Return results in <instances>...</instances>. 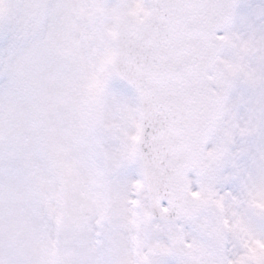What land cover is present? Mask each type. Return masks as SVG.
Instances as JSON below:
<instances>
[{
	"label": "rangeland",
	"instance_id": "obj_1",
	"mask_svg": "<svg viewBox=\"0 0 264 264\" xmlns=\"http://www.w3.org/2000/svg\"><path fill=\"white\" fill-rule=\"evenodd\" d=\"M17 4L28 7L31 12L26 29L0 27V91L14 84L11 69L4 62L6 49H16L18 55L31 50L35 60L44 54L40 42L45 36L67 35L76 64L78 124L75 134L86 131L111 134L115 128L116 135L132 157L106 177L100 173L90 177L78 166L76 169H64L63 185L54 191L50 202L48 225L39 233H27L34 250L29 264H119L129 251L140 259L148 252L144 243L146 237L167 241V236L152 232L142 200L135 206V226H129L125 206L117 202L112 207L105 181L108 180L114 194H125L131 182L139 178V166L134 163L135 153L127 147L132 143L129 137L136 134L137 129L122 107L124 104L135 106L137 96L115 77L112 68L114 31L119 17L125 13L131 24L140 20L148 12L147 2L126 0L125 7L120 8L116 0H0V17L14 11ZM69 7L74 11L69 12ZM222 33L227 45L221 61L230 73L231 85L221 118L227 120L224 113L232 112L236 125L235 134H231L228 140V148H218L214 132L208 139L207 147H215V152L212 156H205V163L211 170L206 180L219 192L230 191L240 197L244 191L243 181L249 176L257 178L260 175V154L264 152V129L254 133L259 104L254 105L247 99L253 88L258 91L255 77L258 75L261 37H264V0H239L229 27ZM246 74L250 78L246 79ZM245 88L248 93L243 92ZM245 110L252 116L250 121L246 116L239 119V113L244 114ZM91 146L98 150L95 142ZM109 146L115 148L118 142L112 141ZM189 177L195 182L193 172ZM197 198L209 203L202 216L214 225L217 241L223 243L224 234L228 231L223 223L225 216L233 218L231 213L236 212L245 214L256 238L264 243V220L259 218L261 208L256 206L264 204V201L258 199L253 204L250 198L241 197L243 202L239 204L225 201L220 207L214 203L217 197L210 192L206 191ZM93 203L103 208L109 217L101 224L96 223L99 215L88 211ZM69 218L76 224L71 230L65 227ZM184 227L191 233L195 226L185 224ZM228 239L230 248L234 241L231 235ZM262 259L264 248L256 246L245 264H260ZM0 264H14L13 256L0 249ZM159 264H178V257H160Z\"/></svg>",
	"mask_w": 264,
	"mask_h": 264
},
{
	"label": "snow or ice",
	"instance_id": "obj_2",
	"mask_svg": "<svg viewBox=\"0 0 264 264\" xmlns=\"http://www.w3.org/2000/svg\"><path fill=\"white\" fill-rule=\"evenodd\" d=\"M217 6L214 0H155L158 9L183 8L194 13L192 25L176 34L166 32L155 43L148 38L151 29L124 37L129 46L121 75L135 87L137 103L122 107L137 129L127 147L135 153L139 178L131 182L125 194H114L108 180L105 185L112 207L117 202L125 206L129 226H135V206L142 200L150 210L152 232L166 235L167 241L146 237L148 252L136 259V254L129 251L119 264H159V258L165 256L178 257V264H245L256 246L264 248L243 213L232 212L233 218L225 216L223 223L228 231L223 243L217 241L214 225L200 213L201 202L193 199L207 191L217 197L214 203L220 207L225 201L239 204L243 202L241 197L250 198L253 204L258 199L264 201V152L260 154V175L243 181L240 197L230 191L219 192L205 179L211 173L205 156L215 152V147H207V130L215 116L216 100L194 81L201 70L198 44L201 38L211 40L215 27L211 13ZM215 39L223 40V33L216 31ZM135 41L147 42L151 55H137L131 47ZM262 129L264 117L257 122L254 133ZM190 172L195 173V182ZM256 206L261 208L259 218L264 220V204ZM88 211L99 215L97 224L109 218L95 203ZM185 224L195 226L191 233L185 230ZM229 235L234 241L230 248Z\"/></svg>",
	"mask_w": 264,
	"mask_h": 264
},
{
	"label": "clouds",
	"instance_id": "obj_3",
	"mask_svg": "<svg viewBox=\"0 0 264 264\" xmlns=\"http://www.w3.org/2000/svg\"><path fill=\"white\" fill-rule=\"evenodd\" d=\"M68 11L74 9L69 7ZM30 12L17 4L14 11L0 17V27L26 29ZM69 43L67 35H47L40 42L42 57L33 60L31 50L18 55L16 49H6L4 56L14 84L0 91V249L13 256L14 264H29L33 257V242L27 233H39L48 225L50 202L54 191L63 185L65 168L78 166L90 177L96 173L106 177L132 158L115 128L111 134H75L76 64ZM257 69L258 91L253 88L247 99L259 104L258 122L264 117V37ZM243 92L248 93L247 88ZM224 114L228 119L221 118L214 128L221 150L229 147L236 125L234 113ZM245 116L252 119L247 110L239 113V119ZM112 141L118 146L111 148ZM93 142L98 150L92 148ZM65 227L71 230L76 224L69 218Z\"/></svg>",
	"mask_w": 264,
	"mask_h": 264
},
{
	"label": "water",
	"instance_id": "obj_4",
	"mask_svg": "<svg viewBox=\"0 0 264 264\" xmlns=\"http://www.w3.org/2000/svg\"><path fill=\"white\" fill-rule=\"evenodd\" d=\"M118 1L123 6L124 0ZM214 2L218 5L211 13L215 27L212 30V38L210 41L206 38H201L199 41L198 47L200 51L197 57V63L201 65V70L194 81L197 87H202L207 94L216 100V104L214 105L215 116L209 124L207 135L211 134L216 121L221 117L222 105L230 84V78L225 68L219 62V54L225 46V41L215 39L214 34L216 31L228 25L230 12L235 6L236 0H214ZM148 3L150 13L141 22L129 27L126 17L123 16L116 27L114 72L135 91V87L123 79L121 75L125 63L124 58L128 55L126 48L129 46L124 40L125 35L129 33L144 34L146 29H151L152 31L148 33V38L155 43L157 37L163 36L166 32L176 34L192 25L193 16L195 15L183 8L158 9L155 7V0H148ZM169 17H175V19L170 20ZM146 44L147 42L145 41H135L131 42V47L137 55L143 58L151 55ZM199 201L201 202L200 213H202L206 211L207 204L203 200ZM148 211L150 210L148 209Z\"/></svg>",
	"mask_w": 264,
	"mask_h": 264
}]
</instances>
